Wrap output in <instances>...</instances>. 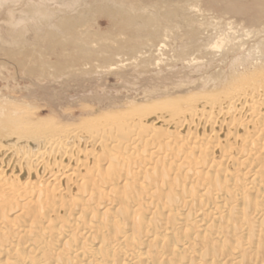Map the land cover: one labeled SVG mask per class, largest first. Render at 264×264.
Instances as JSON below:
<instances>
[{
    "label": "bare ground",
    "instance_id": "6f19581e",
    "mask_svg": "<svg viewBox=\"0 0 264 264\" xmlns=\"http://www.w3.org/2000/svg\"><path fill=\"white\" fill-rule=\"evenodd\" d=\"M260 52L217 94L108 119L0 100V264H264Z\"/></svg>",
    "mask_w": 264,
    "mask_h": 264
},
{
    "label": "rangeland",
    "instance_id": "374dc122",
    "mask_svg": "<svg viewBox=\"0 0 264 264\" xmlns=\"http://www.w3.org/2000/svg\"><path fill=\"white\" fill-rule=\"evenodd\" d=\"M260 49L264 0H0V100L60 126L155 110Z\"/></svg>",
    "mask_w": 264,
    "mask_h": 264
}]
</instances>
